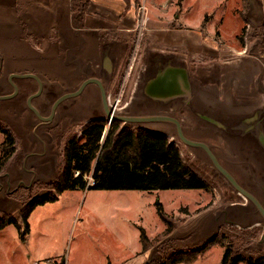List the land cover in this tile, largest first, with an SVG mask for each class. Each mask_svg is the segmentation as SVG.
Listing matches in <instances>:
<instances>
[{"label": "rangeland", "instance_id": "1", "mask_svg": "<svg viewBox=\"0 0 264 264\" xmlns=\"http://www.w3.org/2000/svg\"><path fill=\"white\" fill-rule=\"evenodd\" d=\"M127 1L134 6L135 30L124 42L126 52H120L119 59L113 57V64L117 63L118 68L113 86L116 88L117 82L122 80L118 95L123 106L119 108V114L149 112L153 108L150 105H157L149 100L142 103L146 98L139 88L143 75L152 77L154 70H160L167 64H181L188 70L194 93L189 101L176 100L174 103L178 117L185 116V135L192 139L201 136L199 132L190 131L192 120H188L185 114L193 95L203 103L217 101L215 90L223 88L228 81L233 85L235 95L241 90L250 91L252 82L264 91V0ZM80 2L74 0L70 17L63 7L59 9V18L67 20L75 28L87 24L83 20L84 6ZM140 6H145L146 10L145 21L138 28L136 18L141 14ZM205 15L208 17L206 22ZM96 23L111 24L106 19ZM148 25L157 28L151 30ZM173 26L178 33L174 38L176 43L167 38L169 31L166 28ZM83 33L92 38H96V34L102 36L100 32ZM74 34L78 36V32ZM59 46L53 42L45 49L59 51ZM84 55L88 56V50ZM48 59L15 58L5 61L10 63L5 67L7 70L19 71L15 73L20 74L26 72L27 66L36 69L38 65H49L36 74L43 83V90L32 100L43 116L48 115L51 104L59 95L74 90L89 73L97 70L94 63L99 62L97 58L80 59L83 65L91 64L92 71L88 73L86 68L77 69L69 63L71 69H65L67 72L63 73L59 68H53L59 65L55 63L59 60ZM157 60L161 61L156 65ZM11 73L0 72V95L13 91L8 83ZM107 77L103 75V82H107ZM13 82L18 86L17 95L9 100H0V157L1 144L8 134L14 138L13 152L0 168V219L16 218L20 231L12 224L0 229V264H155L172 253L198 249L211 239L230 243L233 255L264 259V221L260 214L215 170L203 150L186 146L172 132L171 126L162 123L119 122V127L164 132L178 145L185 164L209 184V191L65 190L55 202L38 206L31 212L27 220V239L21 241L24 225L20 214L23 207L33 197L51 190L62 168L68 140L79 136L88 119L94 115L95 108L84 98L92 88L87 87L83 94L62 102L53 120L43 124L26 106L28 95L37 90L36 81L13 79ZM133 96L136 100L125 105ZM70 103L76 110L72 108L67 118V104ZM261 111L264 114V108ZM198 122L200 126H213L202 120ZM108 127L107 123L104 135ZM214 130L219 141L218 144L207 142L210 148L237 181L264 206L263 153L258 148H253L252 152L251 143L246 139L236 140L233 144L235 140L228 141ZM103 139L104 136L101 142ZM157 202L162 204L172 225L171 234L163 233L165 224L157 214ZM191 219L194 220V228H191ZM140 227L149 239L155 241L147 253L140 250ZM187 231L189 233L185 235ZM223 253L224 247L215 243L190 264H220ZM238 264L248 262L243 260Z\"/></svg>", "mask_w": 264, "mask_h": 264}, {"label": "trees", "instance_id": "2", "mask_svg": "<svg viewBox=\"0 0 264 264\" xmlns=\"http://www.w3.org/2000/svg\"><path fill=\"white\" fill-rule=\"evenodd\" d=\"M81 1V0H79ZM207 15L204 21H207ZM107 122L90 120L79 136L68 140L64 148V160L60 173L49 192L33 197L23 207L20 219L24 230L21 240L28 233V217L38 206L55 202L65 190L92 188L97 190H146L155 189H201L209 191V184L193 171L182 159L178 145L166 135L145 129L136 131L119 127V122H111L101 142ZM12 135L8 134L1 144L0 168L5 165L13 152ZM157 214L164 222L163 233L172 232V225L163 211L162 204H156ZM20 225L14 217L0 219V229ZM141 252H145L154 242L143 228H139ZM158 241V240H157ZM156 241V242H157ZM153 242V243H152ZM220 243L224 253L220 264H238L246 260L248 264H264V259H245L233 255L230 243L209 240L198 249L175 252L155 264H190L203 255L212 245Z\"/></svg>", "mask_w": 264, "mask_h": 264}, {"label": "crops", "instance_id": "3", "mask_svg": "<svg viewBox=\"0 0 264 264\" xmlns=\"http://www.w3.org/2000/svg\"><path fill=\"white\" fill-rule=\"evenodd\" d=\"M180 1L182 2L183 0ZM73 4L74 0H0V72H19L10 71L5 68L10 64L5 61L15 58L21 60L57 59L59 61H55V63L59 65H54L53 68H59L63 73H66L67 69H71L70 65L72 64L77 69L86 68L87 72L88 70L92 71V65H83L79 61L80 59L87 60L88 58L93 60V58H97L99 60L98 64L101 60H106L107 57L113 59L114 56H117L119 59V53L122 51L123 53L126 52L124 51L126 47L124 42L129 39L131 33H134L135 30V13L132 2L127 0H81L80 4L84 6L82 12L85 13L83 20L87 24H82L80 27H76L77 29L72 27L67 20L59 18V9L61 7H63L64 11L68 12L69 17L72 16L73 11H71V7H73ZM102 19H106L111 24L105 26L96 23L97 21H102ZM148 28L153 30L157 27L148 25ZM166 29L169 31L167 33L168 41L176 43L177 41H174V38L178 33L175 26L167 27ZM72 30H74V33L78 32V36H75ZM84 31L100 32L102 36H97L98 34H96V38H92L86 36L83 33ZM43 39L45 40L41 41ZM53 42L60 45L58 47L59 51L45 49L48 48L49 43L52 44ZM87 50L88 56L86 57L84 54ZM96 55L97 57H95ZM69 63L71 64L69 65ZM38 66L39 68L36 69L27 66L26 72L38 74L43 71L42 68H49V65L46 64ZM116 66L117 63H115L114 67ZM250 86V91L241 90L235 95L234 87L232 84L229 85L228 81L224 84L223 88L217 87L215 90L217 101L203 103L197 99L196 95L195 97L193 95L192 107L200 113H204L205 109H207L206 113L219 120L229 113L232 114V112L249 114L253 108L264 106V91H260L254 82ZM206 98L208 100V96ZM206 126L204 129H199L198 132L201 136L195 138L203 141L206 139L207 141L205 142L208 143L215 141L218 144L219 140L214 128ZM226 155L224 153V156ZM190 224H192L191 228L195 227L193 226V219H191ZM188 233V231L185 232V235ZM26 239L27 237L21 241H25ZM148 250L143 253H147Z\"/></svg>", "mask_w": 264, "mask_h": 264}, {"label": "water", "instance_id": "4", "mask_svg": "<svg viewBox=\"0 0 264 264\" xmlns=\"http://www.w3.org/2000/svg\"><path fill=\"white\" fill-rule=\"evenodd\" d=\"M102 61L104 62L106 60H102ZM13 79H33L36 81L37 90L27 97L26 106L37 116L38 120L43 124H47L53 120V118L55 117L56 110L62 102H64L67 99L78 97L89 84H96L98 86L104 106L105 115L108 118V120L114 119L122 123H134V124H145V123H154V122H167L173 124L175 126L176 136L179 139V141H181L186 146L203 150V152L206 154V156L208 157L209 161L211 162L215 170L229 183V185L235 191H237L240 195H242L247 201H249L254 206V208L260 214L261 218L264 221V206L259 201V199L251 191L247 190L237 181V179L232 174V172L220 162L218 156L212 151V149L210 148L207 142L199 139H192L186 136L183 132L179 120L176 119L175 117L163 115V114H141V115L114 114L113 115V113L108 110L106 105L105 90L103 83L100 79L95 77H87L74 90L59 95L53 101L48 115L43 116L32 104V100L40 96L43 90V83L36 74H31V73L9 74L8 83L12 86L13 91L10 94L0 95V100H9L17 95L18 87L13 82ZM143 90L148 97L156 100L183 99L189 101L192 95L191 81L188 70L184 65L181 64L165 65L162 69L155 72V74L152 77L147 79V81L144 84ZM190 105L192 107L191 102H189L187 106L185 104L186 107ZM262 108H264V106ZM199 116L204 120L208 121L209 123L213 124L214 128L218 130V133L220 135H221L220 128L223 130H225L224 128H226L219 120L209 116L208 114L200 113ZM252 118H254V115L253 116L250 115L249 117H246L245 120L249 121L252 120ZM259 145L260 146L257 148L264 155L263 152L264 135H261Z\"/></svg>", "mask_w": 264, "mask_h": 264}, {"label": "flooded vegetation", "instance_id": "5", "mask_svg": "<svg viewBox=\"0 0 264 264\" xmlns=\"http://www.w3.org/2000/svg\"><path fill=\"white\" fill-rule=\"evenodd\" d=\"M160 61L159 60L155 61L156 65L158 63H160ZM113 63H114L113 59L108 58V57L106 58V61H104V62L101 60V62L99 64L95 63L97 70H95V71L93 70V73H89L90 75L88 77H95V78H98L102 81L103 86H104V90H105V98H106L107 108L109 111H111L113 113V115L114 114L117 115V114H119V108H121L123 106L122 101L118 95L122 80L120 82H117L116 88L113 86L114 80H115V77L117 76V71H118L117 66L114 67ZM98 71L100 72L99 75L101 74V76L97 75ZM154 71L157 72L158 70H154ZM104 74L108 75L107 82L106 81L103 82V80H104L103 75ZM144 77H145V75H143L142 86L139 89L141 91V94L146 99H144V101L143 102L141 101V102L146 103L147 102L146 100H149V101L154 102V104L156 103L157 105H150L153 108L149 112H144V113L140 112V113H136V114H138V115H141V114H163V115L175 117L176 119L179 120L181 127L183 129V132H184L185 126H184L183 119L185 118V116L183 118L178 117V112H177L178 109L176 108L177 106L174 103L176 100H183V99L156 100V99H152V98L148 97L147 94L144 93L143 87H144V84L147 81V79H149L151 76L145 77V78ZM69 81H70V78H69ZM68 84H70V82ZM87 87H92V88H91V90L90 89L88 90L87 97L84 96V98L86 101H88L89 105H94V108H95L94 115L91 118H89L88 121H90V120H104L108 123V126H109V124H111V122H119V121H116L114 119L108 120V118L106 117L103 102L101 99L100 90H99L98 86L96 84H89ZM87 87L83 90V92L81 94H83L85 92ZM191 89L193 90L192 85H191ZM8 94H10V93H8ZM135 98L136 97L133 96V99L128 100L125 105H130L131 103H133L136 100ZM71 99H73V98H71ZM67 100H69V99H67ZM136 104H138V101L136 102ZM72 108L74 109L73 111L76 110V107H74L72 105V103L67 104V118H69V116L71 115L70 112H71ZM186 108H187V111L185 113L186 117L188 120H192V124L190 125V127L193 130L190 128L191 132L192 131L198 132L199 129L201 130V129H204L207 127L206 125L200 126V124L198 122V121L202 120L203 122H206L207 124L209 123L208 121L204 120L203 118H201L199 116L200 112L191 108V105L186 107ZM36 109L40 112V110L38 108H36ZM258 109H259V107L253 108V110L249 114H244L242 117H238L240 114L232 112V114L229 113L227 116H225L221 120L217 119L226 127V128H224L225 130L220 128L221 135L218 133V136H220V137L224 136L225 139L228 141L229 140H235V141H233V144L236 142V140L241 141V140L246 139L251 143V150H252V152H254L253 148H257L260 146L259 145L260 137H261V135H264V116H263L264 114H263V111H261V109H259V110ZM154 110H156V111H154ZM174 111L176 112V115L173 114ZM255 111H256V114H255ZM206 112H207V109H205L204 113H202V114H206ZM132 114H135V113H129V115H132ZM234 114H236V115L234 116ZM125 115H126V113H125ZM250 115H252V116L254 115V118H252V120L246 121L245 120L246 117H249ZM195 119L197 120V122ZM230 119H231V121H230ZM155 123H157V124L162 123V124H166V125L171 126L172 132H175V134H176L175 126L173 124L167 123V122H154V124ZM132 124H134V123H132ZM145 124H150V123H145ZM209 124H211V123H209ZM211 125H213V124H211ZM212 127H214V125ZM123 129H125V128L122 127L121 130H123ZM139 129H141V128H139ZM230 129H232V130H230ZM104 131H105V129H104ZM152 132H156V133L166 135L164 132L162 133V132L157 131V130H153ZM184 134H185V132H184ZM102 136H105L104 133ZM241 145H242V143H241Z\"/></svg>", "mask_w": 264, "mask_h": 264}, {"label": "built area", "instance_id": "6", "mask_svg": "<svg viewBox=\"0 0 264 264\" xmlns=\"http://www.w3.org/2000/svg\"><path fill=\"white\" fill-rule=\"evenodd\" d=\"M145 6H140L139 7V11L141 12V14H138L137 18H136V24H137V27H141L142 24L144 23L145 21Z\"/></svg>", "mask_w": 264, "mask_h": 264}]
</instances>
